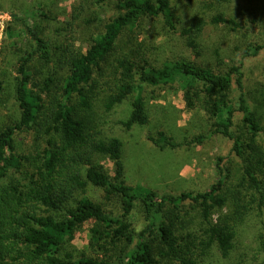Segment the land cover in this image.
<instances>
[{
    "label": "trees",
    "instance_id": "trees-1",
    "mask_svg": "<svg viewBox=\"0 0 264 264\" xmlns=\"http://www.w3.org/2000/svg\"><path fill=\"white\" fill-rule=\"evenodd\" d=\"M83 1L67 25L81 21L87 6L99 18L87 22L100 28L85 51L75 47L74 37L57 41L27 17L15 15L5 30L26 44L16 54L18 75L8 83L15 117L0 124V264H205L216 253L229 259L240 227L254 212L264 217V92L249 88L244 73L245 60L258 57L264 44L229 57L226 67L198 59L208 25L250 30L224 11L204 13L240 0H200L193 4L202 5V13L189 17L180 0ZM113 7L117 13L110 16ZM148 24L152 39L177 40L182 52L159 63L164 43L139 39ZM176 83L187 108L214 121L212 130L182 143L164 132L150 140L160 149L226 141L216 162L218 181L203 193L161 195L129 185L123 142L100 129L96 109L110 114L127 102L131 111L123 127L148 125L145 87ZM25 132L33 135L34 153L18 152L17 137ZM104 159L113 164V176ZM92 187L102 191V202L86 196ZM90 223V244L103 258L69 252L76 232ZM259 252L264 259V228Z\"/></svg>",
    "mask_w": 264,
    "mask_h": 264
},
{
    "label": "rangeland",
    "instance_id": "rangeland-1",
    "mask_svg": "<svg viewBox=\"0 0 264 264\" xmlns=\"http://www.w3.org/2000/svg\"><path fill=\"white\" fill-rule=\"evenodd\" d=\"M180 1L184 17H189L196 12L202 13L204 9L202 5L193 4L200 0ZM82 2L85 1L0 0V78L1 81H4L5 88L0 94V124L9 123L15 117L11 110L10 104L13 99L9 94L11 88L8 83L18 75L16 54L26 44L24 37L11 39L5 33L6 28L10 26L9 23L13 22L15 15L27 17L29 23L37 24L41 31L53 35L57 41L63 37H74L75 47L85 51L89 36L97 28H100V24L99 22L87 24L89 20L97 17L87 6L81 15V21L76 22L70 29L67 22L71 21L75 7H79ZM194 6L198 7L196 11L193 9ZM207 11L204 12L207 16L224 11L229 17H234L243 25L249 26L250 30L246 28L237 33L225 26L208 25L202 39L203 53L198 59L200 62L210 64L215 69L221 63L225 64L222 67H226V64L230 62L229 57L234 58L235 55L244 53L250 45L264 44V0H253V2L240 0L227 4L220 10L216 5ZM116 13L117 10L114 7L111 8L110 16ZM250 14H253L251 18H249ZM254 19L258 20L255 26L250 23ZM13 27L14 32L19 34V26L12 25V29ZM151 28L148 24L146 32L139 39L146 40L149 46L164 43L158 53L159 63L164 62L166 58L172 60L179 52H182L177 40L166 43V37L163 36L158 37L157 40L152 39L148 35ZM153 31L155 34H163L158 28ZM244 66L248 87L255 89L253 91L259 89L264 92V51L256 58L246 59ZM143 95L150 116L149 124L143 127L136 126L131 130H126L123 127L122 121L131 111L130 102L117 107L110 114H105L100 107L96 109L103 135L117 137L123 142L128 184L136 188L152 190L161 195L208 191L218 181L216 162L219 156L225 155L228 148L226 141L215 138L207 140L203 145L179 149H160L152 143L150 138H157L159 132H164L175 141L187 142L200 135H208L214 121L209 120L202 110L191 111L187 108L184 92L177 83L172 86L156 88L146 86ZM240 118L241 116L237 114L236 120L239 121ZM17 147L20 154L34 153L33 135L26 132L20 134L17 137ZM101 163L113 176V164L106 159ZM86 196L102 202L103 194L101 190L92 187ZM133 222L137 230H142L144 227V222L138 214L134 215ZM93 225L92 223L86 224L76 232L74 240L69 243V252H74L76 256L86 254L104 257L101 250L90 244V230ZM263 228L264 217L260 213L254 212L240 227L235 250L230 258L223 259L220 254L216 253L213 258H207L205 264H264L263 256L259 252V234Z\"/></svg>",
    "mask_w": 264,
    "mask_h": 264
}]
</instances>
